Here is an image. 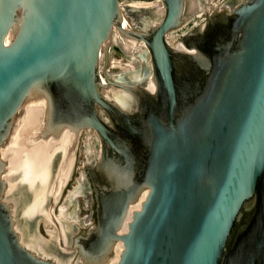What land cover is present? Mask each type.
<instances>
[{
    "label": "water",
    "instance_id": "95a60500",
    "mask_svg": "<svg viewBox=\"0 0 264 264\" xmlns=\"http://www.w3.org/2000/svg\"><path fill=\"white\" fill-rule=\"evenodd\" d=\"M187 1L161 0L158 20L132 28L120 0H0V264H63L31 251L22 235L29 219L49 214L61 229L56 207L86 130L98 139L99 157L84 172L96 223L71 243L61 237L76 254L70 264L118 255L113 264H264V0L207 10L172 45ZM116 29L145 43L149 83L113 80L105 67L103 81V48L108 62ZM32 105L42 114L30 126ZM67 133L56 190L44 187L45 205L24 202L38 161H50Z\"/></svg>",
    "mask_w": 264,
    "mask_h": 264
},
{
    "label": "bare ground",
    "instance_id": "6f19581e",
    "mask_svg": "<svg viewBox=\"0 0 264 264\" xmlns=\"http://www.w3.org/2000/svg\"><path fill=\"white\" fill-rule=\"evenodd\" d=\"M229 1H231V0H229ZM206 2H207L206 0H188L187 1V11L192 15L196 14V15L202 16L201 12L204 10V7L206 6L205 5ZM225 4H229V3L226 2ZM161 5H162V9H163L164 8L163 3H161ZM154 6H157V8H158V5L155 3V1H150V0L149 1L148 0H136V1H133L131 4V7L138 9V10H140V9H156V8H153ZM205 10H208V9H205ZM164 13H165V8H164L163 14ZM124 20L126 21L128 26H130V23H129L130 20L127 19L126 15H125ZM146 21H144V22H146ZM138 27L147 28L145 26L143 27L140 25H138ZM169 36L170 35H168V40H169ZM113 39L123 47L124 51H127V52H134L135 50H137V47H136L137 44L143 45L145 47L144 42H137V41L129 40V39L123 37L121 35L120 31L117 29L114 30V32L112 34V40ZM176 46H181V45L178 42ZM133 55H134L133 58L135 59V52ZM103 56H104V54L102 53V60H103ZM123 62H124L123 59L111 57L110 58L111 68L112 67H118V68L122 69L124 67V72H123L124 74L123 73H118V74L107 73V71L105 70L106 75L113 80H117L119 82H126V83H130V84H136V83H143V84L146 83L147 84L150 82L149 80H150V76H151V69H148L149 67H147V66L146 67L145 66L140 67L133 60H128L124 63ZM105 73H104V68H103L102 69L103 81L108 82ZM102 89L104 90L105 93H107V94H104L102 92L104 94V96H106L108 99L111 100L108 90H105V87H103V86H102ZM110 92L113 95V97L115 98V100H118L119 102L124 104V106H126L128 108L133 106L134 101H133L132 97L130 95H128L127 93H125L123 90L122 91L121 90H110ZM37 108H39V107L32 105L27 110L29 116L27 117V121H26L27 123L26 124H29L30 126H32L35 124V122L37 123L36 119H38L39 115L42 114L41 109L40 108L37 109ZM85 147L87 148L86 156L88 158V163H94L95 160H97L99 157L98 156L94 160H92V158H89L92 154H94V140L88 138ZM38 148H39V144H36V147H34L32 149L33 153L30 152L31 155L29 156V158L27 157V159L25 158V160H24V156L22 157L23 159H22L21 171H28V159H31V158L36 156ZM62 159H68V133L65 136H63L61 140L55 139V143H54V147H53V151H52L50 161L45 159V158H44V163L38 161L40 174H39L32 190H31V192L24 194V195L21 193L22 197L27 199V201H30V200L36 198V201H39V203H35V205L36 204H38V206L40 204L45 205L46 200L44 201V199L46 198L47 195H45L46 189H44V187H47L50 189V187L52 185V181L54 180V178L56 180V178L59 177ZM55 171L56 172L58 171L56 177H54ZM70 180L71 179L69 178L67 183H69ZM81 180H82V178H80L78 181V182H80V184L82 183ZM57 181H58V179H57ZM57 181H55V182L57 183ZM56 187H57V184L52 186V188L50 189L51 192L55 191ZM54 196L59 197L61 195H59V196L54 195ZM70 197L73 198V190L69 191L68 200L70 199ZM76 206L77 205L73 201H70V202H67V204H64V206L61 209H58V213L55 216L57 219L60 220L59 223H60L61 229H60V227L58 229L55 227V225H54V221L56 222L55 218H52L50 216V214L47 216V214L50 213L49 211H46V216L50 220L53 219V221H50L47 218L43 217V219L45 220V222L43 221L45 223L44 224L45 230L51 234H52V232H57L58 233V242L61 245H62V240H63V243H65V244L69 242L68 241L69 240L68 239V231L69 230L67 228L68 225L64 219L68 220V223H74V222L79 223V219L75 218V214L78 211V208H76ZM137 206H139V205H137ZM135 208L136 207H133L132 210ZM35 210L36 209H34V210L31 209L29 211V217L35 216V213L37 212ZM64 226H66V228ZM53 227H54V229H53ZM29 228H30V233L22 235V239H23V242L26 245V247H28L31 251H33L37 255L44 257L46 259H61L63 264H69L70 263L71 257H69V256L68 257H64V256L62 257L61 255H55L54 253L49 252L45 247L46 244H48V239L46 240L39 233L40 231L34 232L32 229L33 227L31 228L30 225H29ZM59 230H60V232H59ZM60 233H61V236H60ZM61 237H62V240H61ZM122 247L123 246L120 245V247L118 248V253H119V251H121ZM118 256L113 258L108 264L115 263L118 260Z\"/></svg>",
    "mask_w": 264,
    "mask_h": 264
},
{
    "label": "rangeland",
    "instance_id": "374dc122",
    "mask_svg": "<svg viewBox=\"0 0 264 264\" xmlns=\"http://www.w3.org/2000/svg\"><path fill=\"white\" fill-rule=\"evenodd\" d=\"M120 1H121L122 5H123L124 13H125L127 19L130 20L129 23H130V26L132 28H135L138 25L144 27V26H147L149 24L154 23L156 20H158V18H160L162 16L163 11H164V8L162 9L161 0H150V1H155V3L158 5V8H157V6L153 7V8H156V9H140V10L131 7L132 2L136 1V0H120ZM206 1H207L205 3L206 6L204 7V10L201 12L202 16H199V15H196V14L192 15V14H190L188 12L185 23L181 27H179V28H177V29H175V30H173L172 32L169 33V35H170L169 36V40H170V43L172 45H177L178 40L181 38V36L183 34L188 32L190 29H192L196 25L201 24V23H203L205 21L206 11H207L205 9H208V10H210V12H212L213 10L219 8L220 6L225 4L226 2L227 3H235V2L242 1V0H231V1H229V0H206ZM144 21H146V22H144ZM108 47H109V51H110L109 52L110 58L111 57L120 58V59H123L124 62H126L128 60H133L140 67H142V66L149 67L150 66L149 56H148L147 52L144 51L145 47L143 45L137 44V46H136L137 50L134 51L135 52V59L133 58L134 52L124 51L123 47L120 44H118L114 39L111 40V42L109 43ZM103 54H104V56H103V60L101 62L102 69L105 66V51H104V48H103ZM105 70L107 71V73L118 74V73H123L124 72V67L122 69L118 68V67H112L111 68V66L108 64V66L105 67ZM101 90H102V92L104 94H107V93L104 92L102 87H101ZM88 138L94 140V155H91L89 158H92V156H94V158H97V156H98L97 134L95 133V131L90 132V131L86 130L83 133V135L81 136V139H80V143H79V147H78V151H77V159H76V165H75V170H74V177L71 180V184L69 185V189H72V185H76V178L79 176L80 172L85 168V163H88V158L86 156L87 148L85 147ZM84 187L85 186H83V183L80 184V186H79V184L76 185L75 188H74V190L76 189L75 191H77L76 195L80 194V192H81V195H83V191L85 190ZM68 191L66 190V193L69 194ZM70 191H72V190H70ZM86 195H88L89 199H92V197L89 194V192H87ZM23 200H24V202H27V199L23 198ZM80 200L81 201L79 202V204H80L79 213H80V215L82 217H84L85 215H87L88 211H87V209L84 208L85 205H84L83 199L81 198ZM91 202L93 204V200H91ZM64 204L65 203L61 204L59 209H61L64 206ZM48 206H49V202L47 203L46 207H48ZM76 208H77V206H76ZM56 213H57V211H56ZM77 219H79V223H69L70 227H72V231H70V233L68 235L69 243H71V236H76L79 233H86L88 231L89 227H90V226L84 225V223L81 222V219L79 217H77ZM29 220H30V222H29L30 224L29 225H30L31 228L33 227L32 228L33 231L34 232H39L40 231L39 233L46 240L48 239V244H46L45 247H46V249L49 252L55 253L57 255H61L62 257L63 256L68 257V254L65 253L64 250H62L60 245L58 244V233L57 232H52V234H51V233H48L45 230V228H44L45 220L44 219L41 218L39 220H36L35 224H33V221L35 219L31 218ZM64 220L66 221V223L68 225V220H66V219H64ZM53 229H54V227H53ZM69 255H70L69 257H71V255H72V257H76V254H71L70 253Z\"/></svg>",
    "mask_w": 264,
    "mask_h": 264
},
{
    "label": "flooded vegetation",
    "instance_id": "af4514ba",
    "mask_svg": "<svg viewBox=\"0 0 264 264\" xmlns=\"http://www.w3.org/2000/svg\"><path fill=\"white\" fill-rule=\"evenodd\" d=\"M184 35V34H183ZM182 35V36H183ZM181 36V37H182ZM170 42V41H169ZM109 62V63H108ZM108 62H106V56H105V66L104 67H107L108 66V64L110 65V55H109V61ZM122 91V90H121ZM92 155H94V154H92ZM95 158H94V156H92V160H94ZM87 165H88V163H85V168L80 172V174H79V176L76 178V185H78L79 184V186H80V182H78L79 181V179L80 178H82V180H81V182L83 183V186H85L84 188H85V190L83 191V195H81V192H80V194H78V195H76L77 194V191H75L74 190V188H75V186L76 185H72V189H69V185L71 184V180H70V182L67 184V186H66V189L64 190V194H63V196H62V198H61V200H60V202H59V204H58V206L56 207V211H57V213H58V209H59V207L61 206V204H63V203H65V204H67V202H70V201H73L75 204H77V208H78V211L76 212V214H75V218H77V217H79L80 219H81V222L82 223H84V225H87V226H90L89 227V229L92 227V226H94L95 225V223H96V211H97V204H96V199H95V195H94V192H92V183H91V180H90V176H89V174H87L86 175V177L84 176L85 174H84V172H86L87 171ZM73 177H74V174H73ZM72 177V178H73ZM81 183V184H82ZM66 190L68 191H70V190H73V198H71L70 197V199L68 200V193H66ZM68 191V192H69ZM87 192H89V194L91 195V197H92V199H89V197H88V195H86V193ZM66 193V194H65ZM79 196V197H78ZM81 196V197H80ZM88 197V198H87ZM83 199V202H84V208L85 209H87V211H88V213H87V215H85L84 217H82L81 215H80V213H79V211H80V204H79V202L81 201L80 199ZM75 200V201H74ZM91 200H93V204H92V202H91ZM56 213V214H57ZM89 221V222H88ZM75 223V222H74ZM68 225H69V223H68ZM45 227V226H44ZM65 228H66V226H64ZM68 228V235H69V233H70V231H72V227H70V225L67 227ZM88 229V230H89ZM61 246V245H60ZM62 249V248H61ZM55 254V253H54ZM55 255H57V254H55ZM64 257H66V256H64Z\"/></svg>",
    "mask_w": 264,
    "mask_h": 264
}]
</instances>
